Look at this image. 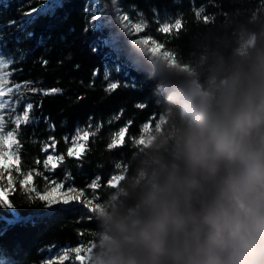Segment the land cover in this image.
Segmentation results:
<instances>
[{
  "label": "clouds",
  "instance_id": "obj_1",
  "mask_svg": "<svg viewBox=\"0 0 264 264\" xmlns=\"http://www.w3.org/2000/svg\"><path fill=\"white\" fill-rule=\"evenodd\" d=\"M199 56L151 65L159 118L92 210L87 264H264V22Z\"/></svg>",
  "mask_w": 264,
  "mask_h": 264
},
{
  "label": "trees",
  "instance_id": "obj_2",
  "mask_svg": "<svg viewBox=\"0 0 264 264\" xmlns=\"http://www.w3.org/2000/svg\"><path fill=\"white\" fill-rule=\"evenodd\" d=\"M45 2L0 0V54L12 59L10 79L22 85L19 92L6 98L10 107L5 115L14 118L28 103L33 105L32 119L21 126L18 139L22 145L20 167L25 172L33 170L35 185L40 187L45 175L101 202L115 187L108 181L129 172L138 146L133 141L139 140L144 125L154 126L159 118L154 83L149 72L132 66L125 54L116 56L105 43L114 31L93 25V0H61L60 7L51 12L26 15L33 8L42 9ZM121 7L130 14L142 13L148 24L144 33L165 51L173 52L181 63L200 61L202 49L214 45L216 37L230 33L238 24L253 20V15L255 21L264 22V0H121ZM201 7L204 12L197 18L196 10ZM204 16L209 17L207 23ZM168 17L182 20L179 31H158L161 21ZM108 66L120 85L111 93L105 91L108 81L104 71ZM24 81L37 89L62 91L44 95L23 87ZM139 104L144 107H137ZM115 116L119 119H113ZM77 128L96 134L89 136L79 158L69 157ZM121 128H126L123 143L109 148L113 134ZM50 138L56 143L48 151L45 145H51ZM52 149L64 156L54 170L44 166ZM19 178L9 197L14 208H0V259L11 264H42L59 247L88 246L95 227L93 213L77 204L50 209L44 201L26 195ZM94 181L98 184L95 189L89 187Z\"/></svg>",
  "mask_w": 264,
  "mask_h": 264
},
{
  "label": "snow or ice",
  "instance_id": "obj_3",
  "mask_svg": "<svg viewBox=\"0 0 264 264\" xmlns=\"http://www.w3.org/2000/svg\"><path fill=\"white\" fill-rule=\"evenodd\" d=\"M112 3L115 4L116 0H112ZM57 7H60L58 2H53L52 4L43 5L42 9H31L28 12L27 16H32L33 13H37L43 11L45 13L51 12ZM107 8V3H104L103 11ZM119 11V10H117ZM204 12V8L201 7L199 10H196L197 18L201 17V14ZM256 16L253 15L252 19L256 20ZM99 16H93L92 20H99ZM117 20L123 30L129 34H139L148 27L147 21L144 18L142 13L137 15L135 20L131 19L127 14H120L117 16ZM203 20L205 23L209 21V17L204 16ZM159 23V21H157ZM102 25H96V27H101ZM182 27V20L180 18H175L174 21L172 18H167L164 23L160 25L158 28L159 32L169 33L173 29L179 31ZM105 43H109V41H105ZM111 46L114 51L119 54L121 52V48L117 41V38L114 36L111 38ZM131 43L137 46L135 53L137 56L141 54H145L150 61V67L153 63H158L161 58L168 59L172 62H176L175 55L171 51H163V45L159 44L155 39L151 36H144L138 39L131 41ZM140 46H144L141 48ZM128 61L138 70L143 67L141 61L138 58H134L133 53H128ZM13 63L12 59L4 54H0V208L12 209L14 208L13 203L9 199L12 192L16 190L15 185L18 183L20 189L24 191L26 195L31 196L32 199H39L45 202V206L52 209L53 205L57 204H69L72 201H79L80 197L77 195H69L70 193H74L80 191L81 194L83 190L76 189L74 187H68L63 193H61V189L63 188L62 182H52L51 186L46 187L43 192H38L33 185V170L23 171L20 167V148L22 147L21 141L18 139L20 136V129L22 125L30 123L32 117L30 116V110L33 108L31 103H28L26 107L23 108L20 114H16L13 117L5 115V110L10 107L7 97H11L14 93L19 92L22 85L20 83H16L12 81L10 78L13 75V70H10V65ZM43 63H47V61H43ZM150 67L147 70H150ZM97 73L94 72L95 76ZM104 79L105 81L110 80V73L107 68L104 71ZM118 82H109L105 91L111 93L119 87ZM128 87V84L124 85ZM135 87V84L131 85ZM23 87L30 88L31 91L37 92L42 91L44 95H51L55 93H59L62 91L60 88H50V89H37L35 87H31L30 81H24ZM137 107L143 108V104L137 105ZM123 110H121L122 113ZM113 119H119V116L113 117ZM11 126V127H10ZM99 125H97V131L99 130ZM149 125L145 124L144 128L149 129ZM126 132V128H121L119 132L113 134L111 138V142L108 145L109 148L115 147L119 144L123 143V137ZM95 132H90L87 128L81 129L77 128L75 135L72 139V147L68 149L67 155L69 157H80L83 152L87 148V140L89 136H95ZM51 139V146L55 147V139ZM65 140H68V137H65ZM83 141V143H80ZM136 144H141L143 142V137L139 140L133 141ZM45 150H47V146H45ZM64 160L63 155L53 156L48 155L46 160L44 161L45 168H49L50 170H54L59 162ZM117 169H121V165H116ZM13 170L17 174V177L13 176ZM6 174V175H5ZM39 175V173H36ZM123 179L122 175H114L109 181L108 184L112 185L113 181H121ZM6 180V183L4 182ZM99 180V177H97ZM89 187L95 189L98 187L96 181H94ZM34 194V195H33ZM95 206H99V203H96ZM93 210V209H92ZM53 211H61L60 209H53ZM16 219H19L17 216ZM15 221H9V223H14ZM91 250V242L87 247L78 246L69 250H64L62 253L58 255L57 260H48L45 264H64L65 260H68L70 255L72 258L73 264H87L88 254ZM0 264H11V261L0 259Z\"/></svg>",
  "mask_w": 264,
  "mask_h": 264
},
{
  "label": "rangeland",
  "instance_id": "obj_4",
  "mask_svg": "<svg viewBox=\"0 0 264 264\" xmlns=\"http://www.w3.org/2000/svg\"><path fill=\"white\" fill-rule=\"evenodd\" d=\"M59 1H61V0H46L45 4H52L53 2H59ZM93 1H94V4H95V11H96V15L95 16H99L100 17L99 20L93 21V25L95 27H96V25H102L101 27H96L97 29H102L104 27H108L110 30L114 31L113 34L110 36V38L106 39L105 41L111 40V38L114 37V36L117 38V41H118L119 46L121 48V52L119 54H117L114 51L115 55L116 56H121V54H125L126 59H128V55L127 54L131 52V53H133L134 58H138L141 61L142 65H143V67L141 69H139V70L149 72V70H147L150 67L149 59L142 52H141V54L139 56H137L136 53H135V50H136L137 46H135V45H133L131 43V41H133L135 39H138L140 37L147 36V35L144 33V31L139 33V34H129V33L125 32V30H123L121 28V26H120V24H119V22L117 20V16L120 15V14H127L131 19L135 20L137 18L138 13L130 14V13L126 12L124 10V8L121 7V0H116L115 4L112 3V0H93ZM104 3H107V8L104 9L103 11H101V9H103ZM117 10H119V11H117ZM166 19L167 18L163 19L161 21V24L164 23ZM108 44H109V47L113 49V47L111 46L110 41H109ZM140 47L143 48L144 46H140ZM163 51H165V50L162 49L161 53ZM107 70L110 73V80L108 81V83L109 82H118L116 77L112 75V69H111L110 66L107 67ZM146 124H148L151 127L150 123H146ZM148 130L149 129L146 130L143 127V133L139 137V139L141 137H143L144 134ZM80 143H83V141H80ZM45 146H47V150L48 151L51 150V145L50 144L47 143ZM72 146L73 145H72V139H71V147ZM48 155L58 156V153H57V151L55 149H52L51 152H48L47 156ZM118 175H122L123 176V174H118ZM13 176L17 177V174L14 172V170H13ZM43 179H44V183L40 187L35 185V183H33L35 189L38 192H43L46 187L51 186L52 182H60L57 179H50V178H48L45 175L43 176ZM4 182L6 183V180ZM118 182L119 181H113L112 185L116 186L118 184ZM67 188L68 187L63 184V188L61 189V193H63ZM69 195H77V196L80 197V200L79 201H72V202H70L67 205H73V204L81 205L84 209H86L87 211H89L91 213H93L92 209L95 207L96 203H99L94 198L88 197L84 193L81 194V192H79V191L74 192V193H70ZM67 205L61 203V204L53 205L52 208L56 207V206H67ZM83 247H87V246H83ZM64 250H69L70 251L71 249L69 247L65 246V247H59V248H57L55 250H52L51 253L46 257V259L44 260V262L42 264H45V262L50 260V259L51 260H57L58 255L60 253H62ZM64 264H73L71 255H70L68 260L64 261Z\"/></svg>",
  "mask_w": 264,
  "mask_h": 264
},
{
  "label": "bare ground",
  "instance_id": "obj_5",
  "mask_svg": "<svg viewBox=\"0 0 264 264\" xmlns=\"http://www.w3.org/2000/svg\"><path fill=\"white\" fill-rule=\"evenodd\" d=\"M109 41H111V40H109Z\"/></svg>",
  "mask_w": 264,
  "mask_h": 264
}]
</instances>
